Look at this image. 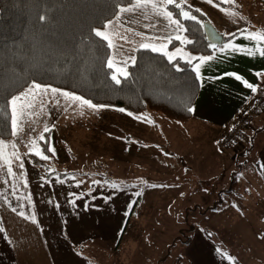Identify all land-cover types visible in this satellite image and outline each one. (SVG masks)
<instances>
[{"label": "rangeland", "instance_id": "obj_1", "mask_svg": "<svg viewBox=\"0 0 264 264\" xmlns=\"http://www.w3.org/2000/svg\"><path fill=\"white\" fill-rule=\"evenodd\" d=\"M219 1L225 3L224 0ZM226 4L228 5L225 6L227 9L223 11V9L217 7L218 4L216 3L207 5L206 0H187L185 10L196 16L194 13L195 7L205 9L201 12L209 16L224 35L234 33L240 29L258 32L264 30V0H234V2L229 0ZM211 12L214 13V17L208 14ZM233 12H239V16L232 15ZM153 14V11L143 8L138 9L135 13H130L128 18L132 20L138 15L143 17L145 21ZM125 15L123 14L121 18L124 19ZM101 30L105 31L112 42V46L116 47L118 45L117 33L115 35L113 28L108 27L106 30L103 28ZM118 30L119 28L115 31ZM169 34L170 30L166 25L162 35L163 37H170ZM167 42L166 40H158L156 46L165 45ZM164 51H167L166 48ZM170 55L173 57L179 56L182 59L186 57V53L180 46H177ZM111 61L114 72L120 79L124 76L122 73H127V68L124 71L126 64H122L120 60L112 59ZM260 86L264 87V83ZM261 87L253 95V98L257 96L254 100L263 95ZM40 96L38 94H26L16 102L15 106H11L13 119H17L20 131L25 122V110L21 112V105H29V109L33 114L27 116L26 120L32 119L36 116L35 109H40L39 106L44 103ZM59 109L60 113H63V108ZM231 109V107L225 105L219 107L220 114L229 113ZM66 111L69 112L72 109H66ZM72 114L84 115L89 114V112L85 105L77 101V107ZM155 114H157V119L152 122L150 127V132L157 137L153 140L155 144H152V140L150 143L148 136L142 134L144 138L141 141L140 153L127 156L126 159L120 155L106 154L110 149H112V152L116 151L117 137L115 125H109L106 130L108 135L104 139L101 149L110 161L102 166V171L95 170L93 172L95 179L101 177L99 180L103 182L100 187L96 188V192L101 191L105 181H113L111 184L119 189L126 185L127 177L140 179L139 166L141 179L154 178L158 182L155 186L146 185L143 188L144 202L138 204L141 208L143 207L140 212L136 211L130 218L128 211L122 209L109 213L107 219L112 224L109 227L111 234H104L99 226H95V224H100L101 214L103 215L97 209L98 204L76 202L70 205V211L61 213V221L65 222L67 226H73L71 233L64 228L61 229V234L49 232L47 242H44V237H40L36 226L38 214L37 212L29 214L28 210H25L31 209L33 206L30 202H24L21 195H38L43 200L45 197L54 194L57 205H64V196L61 194L64 188L61 187V184L51 187L26 188L21 186L24 178L17 179L24 171L20 170V166L15 163L13 152L18 156L24 153L25 149L30 152H39L40 155L38 156L42 158L44 154L40 150L41 144H39L38 135L36 139H30L29 144L19 141L20 136L17 135L9 140L0 139L5 142L2 148L7 147L9 149V153H3L0 156V216L2 215L12 222V226L10 228L6 226V232L2 234L3 247L7 248V250H2V253L10 258V260L8 258V260H4L3 263L69 264V262L83 258L98 261L108 259L111 262L118 258L122 264H186L185 241L189 236L192 237L193 231L196 230L193 226L202 225L207 230L211 222L215 224V221L219 219L218 222L227 224L222 229L221 235H219L221 238L214 233L212 228H210V233H213V236L219 240H223L227 236L232 237L233 210V214L238 210L245 216H254L255 220L259 216L261 217V223L264 224V187L259 182L260 177L257 168L261 163V152L264 149V129H258L264 124V111L256 115L250 124L255 131L247 130L241 134L242 127H240L241 135L234 138L227 146H222L220 140L224 138V135H228L230 129L237 127L240 113L234 114L225 123H211L200 118L178 123L159 113ZM105 116L106 114L103 113L102 117ZM170 132L175 133V141L173 140L171 144L167 145L165 135ZM77 141L79 143L83 141L82 143L86 144L84 149L93 147L89 139H79ZM237 145L242 150L245 149V152L233 159L236 165H230L233 156L225 154V150L227 151L230 147L236 149ZM168 146L180 148L181 153L173 161L166 162L165 158L170 159L169 156H165V150ZM77 153L81 154L82 150L77 149ZM225 156L230 160V164L227 162V166L224 165L226 162V160H223ZM217 157L221 161V178L218 180L213 178V174L217 172L214 159ZM125 162H127L126 169H120ZM9 167L14 175L9 174ZM40 167L43 168L44 165L40 164ZM196 168L200 170L199 172L210 175L209 179L211 180L206 185V189H209L210 186L219 189L221 198L210 202L191 201L194 198H200L195 197L196 191H207L190 185L192 183L189 180L192 176L191 171ZM108 169H112L119 176L126 177L119 179L117 176H112ZM235 175L239 179V184L235 190H232L231 182ZM95 179L93 178V182ZM139 181L136 186L143 187V184L139 185ZM182 181L184 185L180 187ZM136 191L134 190L135 193ZM5 197H9L10 200L12 197L15 198L10 203H5ZM209 198L214 199L213 197ZM124 205L132 206V204ZM7 206L15 209V212L10 211L6 208ZM65 206L69 205L66 204ZM91 207L92 209H88ZM202 209L203 212H201ZM63 217H74V219ZM28 218L35 225L30 227ZM90 222L94 223L93 229L88 227ZM126 223L128 229H126V234L122 236L120 248H117L116 242L119 240ZM257 228L261 229L262 227L257 226ZM93 233L95 234L93 235ZM118 233L119 235H116ZM257 233L258 231L255 229V235ZM261 237H263V234H261Z\"/></svg>", "mask_w": 264, "mask_h": 264}, {"label": "crops", "instance_id": "obj_2", "mask_svg": "<svg viewBox=\"0 0 264 264\" xmlns=\"http://www.w3.org/2000/svg\"><path fill=\"white\" fill-rule=\"evenodd\" d=\"M214 3L218 4L217 7L223 9V11L227 9L216 0H213L212 3H208L206 0L207 5H214ZM144 9L152 11L150 6L145 7ZM196 9L199 8L195 7L194 11ZM203 10L205 11V9H199V11ZM208 14L212 17L215 16L213 12ZM129 15L130 13L126 14L124 19L121 18L119 24L114 23L113 25H109L110 28H113L115 35L117 33L118 43L116 47L112 46V56L110 57V60H120L122 64H126L124 66V71H126L128 64L134 60L137 49L143 48L141 47V44L152 43L156 46L158 42L156 38L163 37L162 33L165 26L168 25V22L165 19L155 14L145 21L143 17L138 15H136L135 19L131 20L128 18ZM207 18L212 23L214 22L209 16H207ZM113 21H115V19ZM118 28L119 30L115 31ZM168 28L170 30L169 35L171 40L176 39L178 34L180 36V39L178 40L184 41L186 39L184 31L177 32L174 30V27L168 26ZM252 33H256L257 35L252 36ZM260 33L261 32L254 30H246L237 38L227 43L230 46L227 51L222 52L218 49L216 53L211 56L213 58L212 60L205 61L201 65L199 75L201 92L194 105L193 117L191 120L200 118L203 119V121L211 123H225L234 114H241L246 106L257 97L253 98V95H255L256 91L261 87L260 85L264 83V78H262L264 77V56L255 53V45L258 43V35ZM121 37H124L125 39H122ZM165 45L168 55H170L177 46H180L186 53L185 60L189 61V57H195L192 52L181 44L171 47L170 42L168 41ZM232 47H236L239 50L233 51ZM249 49L253 50L255 54L249 55ZM178 57L179 56H176L173 59ZM193 61L194 60L191 62ZM198 63H200L199 60L194 63V69ZM227 73H235L242 77V79L237 80L235 76L226 75ZM257 73L260 75H257ZM244 81L253 84L256 87V91H252L248 88ZM32 85H30L27 91L23 94L41 95L40 98L44 103L40 106L38 105L41 107L40 109H35L36 116L27 120V116H31L33 113L31 109H29V105L25 104L22 107L21 112L25 110V122L17 136H20L19 141L29 144L30 139H36L38 135V141L39 144H41L40 150L44 154L43 156H47L48 159H44L42 156L41 164L44 165L42 168L40 167V164L34 163L30 157L31 155H36L35 152H30L24 149V153L18 155L19 159H15L17 166H20L21 163L23 164V168L20 167V170L24 171L22 175L20 174V177H17V179L24 178L21 186H25L26 188L51 187L61 184V187L64 188L63 192L60 191L64 196V205H57L54 200V194L45 197L43 200L38 195H21V199L24 202H30L33 206L31 209L25 210H28L29 214L37 212L38 221L36 226L39 230L40 237H44V242H47L49 232L61 234V229L64 228L68 229L71 233L73 226H67L65 222L61 221V213L70 211V205L75 204L76 202L98 204L97 209H99L103 215L101 214L102 218L100 219V224H95V226H99L104 234H111L109 227L112 226V224H110L107 219L109 213L117 212L122 209L128 211L130 218V216L134 215L136 211L140 212L143 207L141 208L138 204L144 202L143 188L146 185L151 186L158 184V182L154 178L141 179L139 166L138 170L140 179L127 177V181H125L126 185H123V188L120 187L119 189L111 184L113 181H105V185L101 188V191L96 192V188L100 187L103 182L99 180L101 177L95 179L93 172L95 170L102 171V166L110 161L109 158H106V155L101 149L103 146L102 143L108 135L106 130L109 125H115L117 132L116 151L112 152V149H110L106 154H115V156L120 155L126 159L127 156L140 153L141 141L142 138H144L142 134L147 135L149 142L151 143L152 140V144H155V141L153 140L157 139V137L150 132V127L152 122L157 119V114L151 111L131 113L126 110L120 111L121 108H102L93 110L86 105L89 114H72L77 107V101L73 99L71 94H69V96H63L60 93L54 95L51 91L44 92L41 89H32L30 91ZM61 92L65 91L61 90ZM57 101H59V103H57ZM221 105L231 107L232 109L229 113L220 114L219 107ZM61 107L63 108V113H60L59 108ZM66 109H72V111L67 112ZM103 113L106 114L105 117H102ZM44 127H48V129L51 130L49 136L51 153L49 154L44 152L42 140L40 139L41 135L45 136V133H43ZM248 131L255 130L251 127ZM241 134H243V132H241ZM241 134L239 133L238 135L240 136ZM79 139H89L93 144V147L91 149H84L86 144L82 143L83 141L79 143L77 141ZM165 139H167V145L171 144L173 140L175 141V133L170 132L166 134ZM77 149H81L82 153L78 154ZM227 151L225 150V154H231L233 158L232 164H230V160L225 156L223 159L226 160L224 164L225 166H227V162L230 165H236L233 159H236L237 155L244 153L245 149L242 150V148L237 145L236 149L230 147ZM0 152H2V154H7L9 153V149L4 147L0 149ZM180 153V148L168 146L165 150V156H169L170 159L165 158V161H173ZM261 155V163L257 168L260 177L259 182L262 187H264V149L262 150ZM214 159L217 165V172L213 174V178L218 180L221 178V161L219 157ZM126 167L127 162H125L124 166H121L120 169H126ZM108 170H110L112 176H117L119 179L126 177L119 176L112 169ZM175 171L177 172L176 169ZM199 171L198 168L191 171L192 176L189 180L192 181V183L190 185L207 191H196L195 197L200 198H194L191 201L210 202L211 200L221 198V192L219 189H214L212 186H210L209 189H206V185H208L211 180L209 179L210 175ZM82 173L84 174L83 176ZM202 177H204V179H202ZM93 178L95 179L94 182ZM111 178L113 179V177ZM138 181L139 185L143 184V187L139 188L136 186ZM231 184L232 190H235L239 184V179L237 178V182H235L234 178ZM183 185L182 181L179 186L181 187ZM134 190H137L136 193ZM209 197H213L214 199H210ZM14 198L15 197H12L10 200L9 197H5L4 202L10 203ZM66 204L69 206H65ZM124 204H132V206H125ZM6 208L15 212L13 211V208L9 206ZM88 209H92V207ZM233 211L232 237L227 236L223 240H219L213 236V233H210V228H212L214 233L221 238L219 235H221L220 233L222 229L225 228V225L227 224L218 222L219 219L215 221V224L211 222L207 230H205L202 225L193 226L196 230L192 233L191 242L186 243L185 246L186 264H264V224L261 223V217L257 216L255 220L254 216H245V214L240 213L238 210L233 214ZM201 212H203V209ZM63 218L74 219V217ZM28 220V225L30 227L35 225L30 218H28ZM6 226L7 228H10L12 222L10 219L4 218V216L1 215L0 264H4L3 262L7 258L10 260L6 254L2 253V250H7V248L3 247L2 237V234L6 232ZM257 226H261L263 229H258ZM88 227L93 229L94 223L90 222ZM117 229L119 230L118 227ZM126 229H128L127 223L126 226L124 225L120 238L116 242V245L118 246L117 248H120L121 239L122 236L126 234ZM255 229L258 231L256 235ZM46 231H48L47 234ZM94 234L95 233H93V235ZM261 234H263V237H261ZM116 235H119V233ZM109 261L110 260L108 259H105V261H98L83 258L69 262V264H122L118 258L112 260L113 262Z\"/></svg>", "mask_w": 264, "mask_h": 264}, {"label": "trees", "instance_id": "obj_3", "mask_svg": "<svg viewBox=\"0 0 264 264\" xmlns=\"http://www.w3.org/2000/svg\"><path fill=\"white\" fill-rule=\"evenodd\" d=\"M127 3L128 0H0V139L14 135L9 101L27 91L33 82L131 113L152 111L178 123L192 119L201 92L194 63L200 57L213 56L246 30L228 36L222 33L224 42L213 48L204 30L208 18L203 12L194 11L196 21L176 15L174 18L184 25L186 39H172L170 46L181 44L197 59L169 60L160 51L139 48L126 75L120 78L121 83L116 84L112 79L114 68L108 66L112 46L97 37L94 30L114 20L118 8ZM168 7L174 13L179 11ZM262 90L264 95V87ZM253 104L254 100L244 110ZM263 110L264 100L241 124L238 120L233 139L240 127L243 133L249 130L254 117ZM258 129L263 130L264 124ZM50 133L51 130L45 133L42 140L46 154L51 153ZM30 157L34 163H42L41 157ZM191 240L189 236L185 242Z\"/></svg>", "mask_w": 264, "mask_h": 264}, {"label": "snow or ice", "instance_id": "obj_4", "mask_svg": "<svg viewBox=\"0 0 264 264\" xmlns=\"http://www.w3.org/2000/svg\"><path fill=\"white\" fill-rule=\"evenodd\" d=\"M207 2L208 3H212L213 0H207ZM224 2L227 3V2H229V0H224ZM232 2H234V0H232ZM186 3H187V0H128L127 5L120 6L118 8V12L115 14V21H113L111 19L108 20L106 24L102 25V28L106 30L109 27V25H113L114 23L115 24H119L123 14L135 13L138 9H143L145 7L150 6L151 10L153 11V13L155 15H157L159 17H162L163 19H165L168 22V26L169 27H174L175 31L182 32V31H184V25L182 24L180 19L174 18L176 15H179V16L183 17V19H185V20H193V21L197 20V17L195 15H192L190 11L185 10ZM169 5L174 6L176 9H178L179 10L178 13H174L172 10H170V8L168 7ZM197 11H199V9H197ZM231 14L235 15V16H239V12H233ZM41 19H43V17H41ZM94 31H95V35L97 37H100L101 39L107 41L108 44H109V47L112 46V42L109 40V37L105 34L104 30H101L100 28H97ZM138 35H139V33H138ZM226 35H232V34H226ZM251 35L252 36H256L257 34L256 33H252ZM121 38L125 39L124 37H121ZM156 39L157 40H166V41H169V42L171 41V37H169V36L157 37ZM176 39H180V36L177 35ZM261 45H264V30H262V32L258 35V43L255 45V53H258L260 56H264V46H261ZM210 46L213 47V48H216L215 44L210 45ZM141 47L150 48L152 51H164L166 45L161 44L159 47H157V46H155L152 43H143V44H141ZM229 47L230 46L228 44H225V45L221 46L220 51H222V52L223 51H227L229 49ZM232 50L236 51V50H239V49L236 48V47H232ZM255 53L251 49L248 50V54L249 55H253ZM164 54L168 55V53L166 51H164ZM168 58H169V60H171L174 57L171 56V55H168ZM194 59H197V58L196 57H189V62H191ZM212 59L213 58L211 56L200 57L199 58L200 63H198L195 66V71H196L198 77L200 75V67H201V65L205 61H210ZM108 66L112 67V61L111 60L109 61ZM122 74L126 75V73H122ZM226 75L235 76V78L237 80L242 79V77H240L239 75H236L235 73H227ZM257 75H260V74L257 73ZM112 79L115 81L116 84H120L121 83L120 79L118 78V76L116 74H113ZM244 83L252 91H256V87L253 84L248 83L247 81H244ZM32 89H41L44 92L51 91V93L54 94V95L56 93H60L63 96H69V93L61 92L60 89L51 88L50 86H44V85H41V84L36 83V82H33V85L31 86L30 91ZM24 95H26V93L25 94H21V96L13 97L11 99V101H9V104L11 106H15L16 102L18 100H21ZM71 95H72L74 100L80 101L83 105H86L87 107H89V108H91L93 110H98V109H102V108L108 107V105H105V104H94L91 100L85 99L82 96H77L75 94H71ZM57 103H59V101H57ZM21 107H23V105H21ZM188 110L192 111L191 108H189ZM120 111H124V109H120ZM129 114H131V113H129ZM12 124H13V129H14L13 134L14 135H19L20 128H19V124H18L17 119L14 118L13 121H12ZM48 131H49L48 127H44L43 128V133H47ZM40 139L44 140L45 139L44 135H41ZM3 144H4V142L2 140H0V149H2ZM14 147L15 146L13 145V148ZM35 154L36 155H40L39 152H37ZM0 156H2V152H0ZM13 157L15 159H17V160L19 159V157L15 155V152H13ZM43 158L44 159H48L47 156H43ZM20 167L23 168V164L22 163L20 164ZM8 171H9L10 175H14V173H12V170H11L10 167H9ZM153 186H155V185H153ZM13 211H15V209H13Z\"/></svg>", "mask_w": 264, "mask_h": 264}, {"label": "built area", "instance_id": "obj_5", "mask_svg": "<svg viewBox=\"0 0 264 264\" xmlns=\"http://www.w3.org/2000/svg\"><path fill=\"white\" fill-rule=\"evenodd\" d=\"M264 95L260 96L258 99L254 100V104L252 105V107H248L246 110H244V112H242V114L240 115L239 118V123L241 124L251 113H253L255 107H259L262 105L263 100H264ZM237 133V127H234L229 133L228 135H225L224 138L222 140H220V144L222 146L228 144L229 142H231V140L233 139V137L236 135Z\"/></svg>", "mask_w": 264, "mask_h": 264}, {"label": "water", "instance_id": "obj_6", "mask_svg": "<svg viewBox=\"0 0 264 264\" xmlns=\"http://www.w3.org/2000/svg\"><path fill=\"white\" fill-rule=\"evenodd\" d=\"M204 30L208 41L215 45H221L224 42V35L209 20L204 22Z\"/></svg>", "mask_w": 264, "mask_h": 264}]
</instances>
